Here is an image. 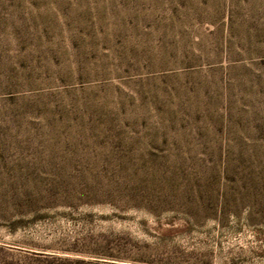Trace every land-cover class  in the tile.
I'll list each match as a JSON object with an SVG mask.
<instances>
[{"label": "rangeland", "instance_id": "obj_1", "mask_svg": "<svg viewBox=\"0 0 264 264\" xmlns=\"http://www.w3.org/2000/svg\"><path fill=\"white\" fill-rule=\"evenodd\" d=\"M0 264H264V0H0Z\"/></svg>", "mask_w": 264, "mask_h": 264}]
</instances>
